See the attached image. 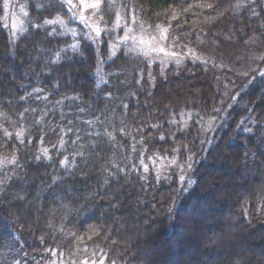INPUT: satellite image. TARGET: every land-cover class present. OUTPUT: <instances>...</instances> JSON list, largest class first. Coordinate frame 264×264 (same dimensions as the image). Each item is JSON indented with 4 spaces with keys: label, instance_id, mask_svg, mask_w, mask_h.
<instances>
[{
    "label": "trees",
    "instance_id": "obj_1",
    "mask_svg": "<svg viewBox=\"0 0 264 264\" xmlns=\"http://www.w3.org/2000/svg\"><path fill=\"white\" fill-rule=\"evenodd\" d=\"M16 2L14 33L0 0V264H264V0H101L96 43L44 23H73L67 3ZM118 12L180 59L110 52Z\"/></svg>",
    "mask_w": 264,
    "mask_h": 264
},
{
    "label": "rangeland",
    "instance_id": "obj_2",
    "mask_svg": "<svg viewBox=\"0 0 264 264\" xmlns=\"http://www.w3.org/2000/svg\"><path fill=\"white\" fill-rule=\"evenodd\" d=\"M16 1L17 0H5L7 24L10 25L14 33H17L20 29L21 22H23L25 15L23 5ZM94 2L95 0H83V3L81 0H72V4L75 5V7L70 10L73 23L69 24L65 19L59 18L64 22L63 25L57 23L61 32L63 31L71 35H73L74 32L76 36L82 33L87 37H91V40L96 43L100 36V34L97 35V30L101 33L97 17V11L99 8L94 9L85 6L86 4ZM21 9H23V11ZM81 16L84 17L83 22L80 20ZM135 23L136 21L133 14H130L127 19L120 12L117 13L114 23V31L117 32L121 29V36L110 42V52L115 50L117 43L129 41L149 59L162 62L164 65L170 61H178L180 59L179 55L171 51L166 45V32L164 29H161L158 34H150L147 31L138 28ZM101 262L105 264L103 257L100 258L99 261H88L87 264H101ZM43 264H63V262H58L56 258H50L45 260Z\"/></svg>",
    "mask_w": 264,
    "mask_h": 264
},
{
    "label": "snow or ice",
    "instance_id": "obj_3",
    "mask_svg": "<svg viewBox=\"0 0 264 264\" xmlns=\"http://www.w3.org/2000/svg\"><path fill=\"white\" fill-rule=\"evenodd\" d=\"M81 2L83 3V0H81ZM59 3L61 5V8L64 7L65 3H67V6H68L69 10H71L72 8L75 7V5L72 4V0H59ZM85 6L88 7V8L98 9V8H101L102 7V3H101V0H95L94 3L86 4ZM209 7H211V5H209ZM21 10L23 11V9H21ZM110 10H111V5L109 4L108 5L109 14H110ZM80 20H81V22H83L84 17L81 16L80 17ZM44 23L45 24L60 23V24L63 25L64 22L62 20H60L59 17H57L56 20H46ZM117 26H119V25H117ZM99 34L100 33L97 30V35H99ZM73 35H75L74 32H73ZM88 38L91 39V37H88ZM71 47L73 48V50H76L78 48V45L73 44ZM160 139L163 140L164 137L161 136ZM43 152H44L45 156H47V149H44ZM61 163L64 164L65 161H61ZM189 168H191V165L190 164H189ZM145 170H147V167L146 166H145ZM184 179H185V177L182 176L181 177V180H184ZM195 183H196V181L191 180L190 178L187 180V184H188L189 187L192 186V185H194ZM186 190L187 189H183L182 191H186ZM20 199H23V197H20ZM171 211H172V209H169V212H171ZM232 257L234 258V264H247V261L244 260V258L241 256L240 253H232ZM101 264H103V262H101ZM229 264H233V261L230 260L229 261Z\"/></svg>",
    "mask_w": 264,
    "mask_h": 264
}]
</instances>
